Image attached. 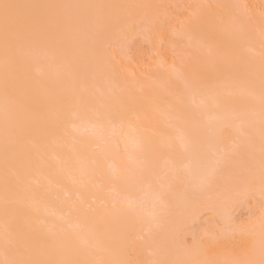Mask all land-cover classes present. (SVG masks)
Instances as JSON below:
<instances>
[{"label":"bare ground","instance_id":"1","mask_svg":"<svg viewBox=\"0 0 264 264\" xmlns=\"http://www.w3.org/2000/svg\"><path fill=\"white\" fill-rule=\"evenodd\" d=\"M12 2L148 7L73 10L82 19L71 25L49 18L63 10H39L41 19L11 42L7 66L0 36V260L6 224L10 258L24 253L82 264L110 252L138 264H182L258 244V190L250 204L228 208L184 193L198 186L206 160L220 159L218 137L240 152L221 165L225 174L246 159V150L232 144L235 123L225 125L229 113L254 103L249 84L258 92L264 0ZM129 13L151 26L117 45L110 21ZM97 14L99 24L90 20ZM6 102L15 123L7 166ZM259 149L257 129V161ZM226 214L235 217L230 229ZM93 224L108 251L79 243L74 252L36 251L50 244V232Z\"/></svg>","mask_w":264,"mask_h":264},{"label":"snow or ice","instance_id":"2","mask_svg":"<svg viewBox=\"0 0 264 264\" xmlns=\"http://www.w3.org/2000/svg\"><path fill=\"white\" fill-rule=\"evenodd\" d=\"M105 7H125L137 8L148 7L138 5L125 6H105V5H75V4H22L15 3L12 0H0V36L3 37L6 51L5 64L7 66V53L10 49L11 42L19 38L27 31L37 20L41 19L39 10H49L53 13L63 10L62 15H52L49 17L57 23H65L71 25L78 22L81 17L74 15L73 10L79 9H102ZM228 7H240L233 5ZM264 20V12L261 13ZM95 23L101 22V17L97 14L95 17H90ZM113 29V36L117 45H123L124 38L130 31H135L139 28L151 26V20L147 17L145 20L137 21L135 17L129 13L126 17H116L110 21ZM23 58L29 53H19ZM102 56L107 57L109 62L114 61V57L107 52L102 53ZM264 64V60H262ZM248 94L252 97L254 103L245 110L239 112H231L227 115L225 127L231 128L235 123L239 131V136L232 144L235 149H245L246 159L242 165L231 168L225 174L222 164L226 165L229 161L240 155L239 151H230L227 147V137L221 136L217 138V144L220 146L222 153L219 160L214 164L208 160L205 161L202 176L199 178L198 186L190 192L186 191L185 196L198 198L206 196L210 204L221 208H228L237 203H251L252 196L258 190L261 197L264 198V71L261 73L258 92L257 85L249 84ZM15 123L10 122L8 107L6 102L5 107V153L7 166V151L8 142L11 131L14 129ZM257 129L259 132V158L255 151V140ZM179 180V178H178ZM183 182V181H180ZM235 217L225 215V227L232 228ZM69 228L73 225L69 223ZM50 244L45 249H38L37 252L45 250L56 252H74L78 249L76 243L86 245L90 249L97 252L108 251L104 246V241L100 236V229L95 224L84 227L76 225L75 230L66 232L63 228L56 232L48 234ZM215 241V237L211 238L210 245ZM5 258L0 260V264H82L80 261L71 259L60 260H41L32 258H23L24 253L19 254V257L9 256V245L13 242V234L10 232L7 224L3 234ZM28 256L33 254L32 250H25ZM84 264H138L131 259L124 258L119 252H110L108 259H95L84 262ZM152 264H161L159 261H153ZM182 264H264V219L260 225L259 241L253 243L251 247L242 251H224L213 255H205L203 259H194Z\"/></svg>","mask_w":264,"mask_h":264},{"label":"rangeland","instance_id":"3","mask_svg":"<svg viewBox=\"0 0 264 264\" xmlns=\"http://www.w3.org/2000/svg\"><path fill=\"white\" fill-rule=\"evenodd\" d=\"M248 216L247 212H243L240 216L241 219H246Z\"/></svg>","mask_w":264,"mask_h":264}]
</instances>
